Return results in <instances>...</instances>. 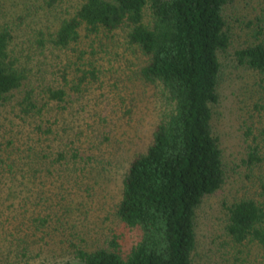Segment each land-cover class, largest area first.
<instances>
[{
	"label": "rangeland",
	"instance_id": "1",
	"mask_svg": "<svg viewBox=\"0 0 264 264\" xmlns=\"http://www.w3.org/2000/svg\"><path fill=\"white\" fill-rule=\"evenodd\" d=\"M47 2L0 0V21L13 27V43L29 74L11 100L0 105V258L12 259L9 249L27 243V264H71L70 242L95 249L109 246L115 236L126 255L139 232L116 216L122 180L133 157L150 143L158 116L155 88L139 75L146 57L126 43L121 30L88 33L83 26L76 50L38 48L33 44L37 31L55 29L79 4ZM263 8L264 0H235L225 10L231 43L219 54L212 124L226 178L195 209L193 264H264V247L233 243L224 231L225 206L256 197L264 176V159L255 165L243 162L253 136L264 156V76L239 65L234 56L253 31L248 22ZM79 53L100 69L99 80L80 93L69 91L63 108L49 102L41 116L24 115L17 104L24 91L61 86L64 71L74 79ZM37 125L49 132L36 131ZM29 216H44L45 226L35 228Z\"/></svg>",
	"mask_w": 264,
	"mask_h": 264
},
{
	"label": "trees",
	"instance_id": "2",
	"mask_svg": "<svg viewBox=\"0 0 264 264\" xmlns=\"http://www.w3.org/2000/svg\"><path fill=\"white\" fill-rule=\"evenodd\" d=\"M234 1L79 0L73 14L62 17L55 29L37 31L33 44L40 49L76 50L82 26L88 33L121 30L126 43L146 57L139 75L155 88L158 101L151 141L131 160L116 207L117 218L139 232L138 240L126 255L121 254L116 236L109 246L95 249L70 242L75 261L71 264H193L195 209L226 178L212 120L219 99V54L231 43L225 10ZM248 23L253 31L234 56L239 65L264 76V8ZM14 39L13 27L0 21V105L8 103L29 76ZM74 63V79L64 71L63 85L46 84L37 92L26 89L17 102L20 111L41 116L49 102L63 108L69 91L80 93L87 83L99 80L100 69L84 61L81 53ZM35 130L49 132L40 125ZM247 131L249 136L250 128ZM256 140L253 136L246 146L247 165L264 159ZM225 209L224 231L233 243L256 242L264 247V176L256 197H242ZM29 218L35 228L45 226L44 216ZM26 244L9 249L13 258H0V264H27Z\"/></svg>",
	"mask_w": 264,
	"mask_h": 264
}]
</instances>
